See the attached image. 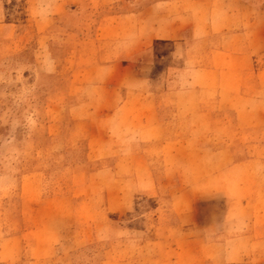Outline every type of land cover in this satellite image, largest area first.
<instances>
[{"label":"rangeland","instance_id":"1","mask_svg":"<svg viewBox=\"0 0 264 264\" xmlns=\"http://www.w3.org/2000/svg\"><path fill=\"white\" fill-rule=\"evenodd\" d=\"M65 2L0 0V264H172L180 237L207 238V232L191 228L224 220V185L235 190L228 178L231 172L239 177L240 169L206 179L196 189L201 196L196 200L192 184L233 160L223 151L231 144L247 146L239 157L264 159V150L256 148L264 126L241 122L225 108L215 110L217 118L210 120L207 104L204 112L188 115L189 108L177 103L178 87L188 81L177 69L188 60H176L170 55L175 45L162 42L151 55L143 52L138 66V75L149 77L158 93L153 107L162 119L160 138L130 136L134 123L124 119L99 121L106 105L91 87L81 91L73 84L76 100L93 97L80 111L50 105L63 98L59 88L65 76L72 77L65 55L74 43L64 32L77 25V11H90L95 4L83 0L82 6L66 7ZM118 10L111 5L101 14ZM54 11H62L55 14L58 26L39 32L36 19L52 17ZM69 12H75L73 20L65 21ZM38 63L47 70L43 76L36 73ZM87 75L97 81L96 73ZM103 124L117 135L96 136ZM119 126L122 135L113 130ZM90 143L95 150L106 145L90 154ZM119 156L125 166H115ZM251 176L257 170L251 169ZM135 178L143 182L136 184ZM181 190L187 201H176L175 207L183 209V216L173 211L171 197Z\"/></svg>","mask_w":264,"mask_h":264},{"label":"crops","instance_id":"2","mask_svg":"<svg viewBox=\"0 0 264 264\" xmlns=\"http://www.w3.org/2000/svg\"><path fill=\"white\" fill-rule=\"evenodd\" d=\"M82 3L83 0H66L65 5L82 6ZM128 4L130 8L121 10ZM111 5H118L120 10L101 14V8ZM61 12L54 11L52 17L36 19L37 30L58 26L55 14ZM74 13H67L65 21H72ZM76 15H79L77 25L64 32L68 43H74L65 55L71 63L72 77L65 76L64 85L59 88L63 98L52 100L50 105L61 104L70 109L75 106L80 111L93 97L76 100L74 95L78 93L73 92V84L81 91L91 87L100 94L102 105H106L99 121L124 119L134 123L130 136H138L143 141L160 138L164 130L162 119L153 107L158 93L149 77L138 75V66L139 56L152 52L162 42L175 45L170 55L176 60H188L183 69H177L188 78L186 84L178 87L177 100L179 107L189 108L188 115L204 112L206 108L202 106L207 104L212 106L207 112L210 120H216L215 110L225 108L233 110L241 122L264 126V0H95L90 11L82 7ZM93 27L95 32L90 34ZM203 42L204 49L205 44L199 45ZM198 46L199 51L195 53L193 50ZM143 66L148 70L147 65ZM46 71L36 64L38 76ZM95 73L97 81L87 75ZM76 75L78 79H74ZM188 92L193 96L187 97ZM182 96L185 98L180 102ZM102 126L103 129L98 127L96 136L117 135L109 133V125ZM113 130L118 135L124 132L121 126ZM105 145L97 144V150ZM256 148L264 150V138L257 141ZM97 150L90 143L89 153ZM223 151L230 152L233 160L193 183L190 190L195 192L193 199L196 200L201 197L196 189L200 184L205 185L206 179H216L218 172L240 169L239 177L231 172L228 178L231 182L234 180L235 190L224 185L227 189L224 220L191 228L192 232H207L210 234L207 238L180 237L172 264H264V178L259 176L264 170V159L237 156L238 152L249 151L247 146L231 144ZM121 157L116 159V167L125 166ZM251 169L257 170L256 177L251 176ZM142 182L135 178L136 184ZM208 192L214 193L209 188ZM171 197L173 211L183 216V209L175 205L176 201H187L184 192L181 190Z\"/></svg>","mask_w":264,"mask_h":264}]
</instances>
